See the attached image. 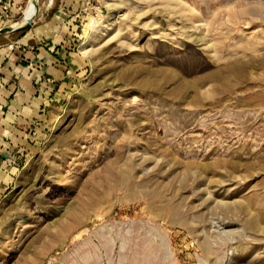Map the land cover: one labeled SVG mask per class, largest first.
<instances>
[{
	"label": "rangeland",
	"instance_id": "rangeland-1",
	"mask_svg": "<svg viewBox=\"0 0 264 264\" xmlns=\"http://www.w3.org/2000/svg\"><path fill=\"white\" fill-rule=\"evenodd\" d=\"M75 12L82 65L0 198V264H264V0Z\"/></svg>",
	"mask_w": 264,
	"mask_h": 264
},
{
	"label": "crops",
	"instance_id": "crops-1",
	"mask_svg": "<svg viewBox=\"0 0 264 264\" xmlns=\"http://www.w3.org/2000/svg\"><path fill=\"white\" fill-rule=\"evenodd\" d=\"M79 1L35 0L30 24L7 27L2 22L14 19L16 6L5 12L0 3V30L7 29L0 32V198L81 68L74 23ZM11 34L18 36L8 39Z\"/></svg>",
	"mask_w": 264,
	"mask_h": 264
},
{
	"label": "built area",
	"instance_id": "built-area-1",
	"mask_svg": "<svg viewBox=\"0 0 264 264\" xmlns=\"http://www.w3.org/2000/svg\"><path fill=\"white\" fill-rule=\"evenodd\" d=\"M0 3L2 4V9L6 12L15 5V0H0Z\"/></svg>",
	"mask_w": 264,
	"mask_h": 264
},
{
	"label": "water",
	"instance_id": "water-1",
	"mask_svg": "<svg viewBox=\"0 0 264 264\" xmlns=\"http://www.w3.org/2000/svg\"><path fill=\"white\" fill-rule=\"evenodd\" d=\"M31 22H32V20H31V18H29L24 24L26 26V25L30 24ZM5 30H7V29H2V30H0V32H3Z\"/></svg>",
	"mask_w": 264,
	"mask_h": 264
},
{
	"label": "bare ground",
	"instance_id": "bare-ground-1",
	"mask_svg": "<svg viewBox=\"0 0 264 264\" xmlns=\"http://www.w3.org/2000/svg\"><path fill=\"white\" fill-rule=\"evenodd\" d=\"M25 18H27V16H24Z\"/></svg>",
	"mask_w": 264,
	"mask_h": 264
}]
</instances>
